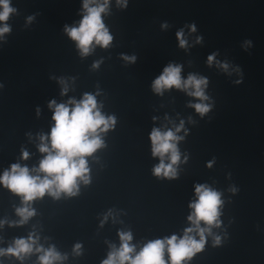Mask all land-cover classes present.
<instances>
[{
    "label": "water",
    "instance_id": "obj_1",
    "mask_svg": "<svg viewBox=\"0 0 264 264\" xmlns=\"http://www.w3.org/2000/svg\"><path fill=\"white\" fill-rule=\"evenodd\" d=\"M11 4L16 8L7 21L11 31L0 39V81L5 85L0 89V171L14 162L29 168L39 164L44 155L39 134L54 123L49 100L60 103L96 93L102 113L115 115L116 125L103 134L104 146L87 157L90 182L80 183L75 196L45 194L34 200L36 214L27 223L0 227V247L35 231L45 247L53 244L67 254L59 264H100L110 244L119 245L118 230H131L132 242L141 244L181 235L191 223L187 216L189 201L196 198L194 185L207 183L225 201L223 224L213 228L222 243L213 246L207 237L190 264H264V0H128L123 8L110 0L102 15L111 45L96 46L85 56L64 32L65 24L79 21L82 0ZM163 21L167 28H161ZM191 21L204 42L185 51L177 46L175 32ZM245 38L253 40L247 52L241 48ZM216 49L242 66L243 83L234 85L235 73L227 77L205 64ZM122 53L136 60H125ZM94 61H100L96 68ZM169 62L182 65V77L189 72L209 77L212 111L201 117L189 106L198 98L182 90L162 95L152 90L153 78ZM65 85L68 91L61 95ZM181 120L189 130L178 142L181 159L185 151L189 159L178 165L176 179L158 178L152 168L159 158L151 154L148 133ZM21 148L30 153L28 159H20ZM19 206L20 197L0 186V219L18 220ZM77 242L82 243L79 255L73 252ZM36 256L24 264H33ZM13 264L20 262L13 258Z\"/></svg>",
    "mask_w": 264,
    "mask_h": 264
},
{
    "label": "clouds",
    "instance_id": "obj_2",
    "mask_svg": "<svg viewBox=\"0 0 264 264\" xmlns=\"http://www.w3.org/2000/svg\"><path fill=\"white\" fill-rule=\"evenodd\" d=\"M116 3L123 8L127 6L128 0H116ZM109 4L110 0H82L79 21L71 26L64 25V32L75 42L81 56L89 54L96 46L107 48L111 45L113 36L103 19V15H107L109 11ZM14 12L16 8L12 6L11 0H0V39L11 31L7 21ZM27 19L31 21L33 17L29 16ZM160 26L162 29L167 28L168 22L163 21ZM175 37L178 41L177 46L185 51L204 42V36L199 32L195 21L185 22L178 27ZM252 47L253 40L245 38L241 48L247 52ZM121 55L127 61L136 60L135 55L123 53ZM99 64L100 61H94L92 67L96 68ZM205 64L227 77L235 73L236 78L231 80L234 85H240L244 81L242 66L233 62L227 55L222 56L219 49L211 51L206 56ZM181 72L180 63H167L160 74L153 78L152 90L162 95L164 90L176 88L198 98L195 102L190 101L189 106L204 117L215 106L214 98L207 91L209 77L195 72H189L186 77H182ZM60 82L64 83L62 78ZM4 87V82L0 81V89ZM67 91L65 85L61 89V95ZM48 107L52 109L54 123L47 133L39 134L38 149L44 154L39 164L29 168L26 164L14 162L0 171V186L18 195L21 200V206L15 209L19 219L14 221L0 219V227L5 223L9 226L27 223L29 218L36 214L32 202L43 198L45 194L54 199L60 198L62 194L77 195L80 183L90 182L87 157L104 146L103 134L116 125L115 115L102 113L103 105L98 104L96 93L84 92L79 100L70 97L60 103L52 99L48 101ZM36 111L39 114L38 107ZM152 119L155 120L156 117ZM182 129L181 135L179 133ZM188 132L183 120L172 128L151 129L148 133L151 154L159 158V162L152 168L153 175L168 179L178 177V165L186 163L189 159L187 151L183 153L181 159L182 153L178 142L184 140ZM29 155L26 149L21 148V160L28 159ZM214 160L215 158L207 161L206 167H211ZM237 190L236 187L229 189L232 193H236ZM194 193L196 198L190 200L188 204L191 211L187 220L191 223L183 229L181 235L174 232L171 235L147 239L141 244L132 242L131 230H118L119 245L110 244V250L100 260V264H190L192 258L205 248L207 237H212L213 246L220 245L221 235L214 233L213 228H220L223 224L220 219L225 203L222 199L223 194L207 183H196ZM110 214L111 210L104 219L106 220ZM103 222L104 220H101V224ZM81 250V242L73 245L75 254L79 255ZM32 254H37L33 264H59L67 259V254L60 253L55 245L49 244L45 247L40 243V236L35 231L29 232L26 237H14L7 247H0V257L7 258L9 264H13V258L24 264ZM0 264H5L4 259H0Z\"/></svg>",
    "mask_w": 264,
    "mask_h": 264
}]
</instances>
